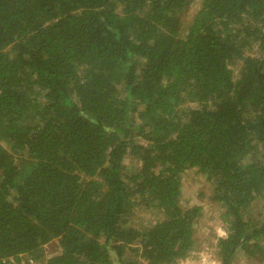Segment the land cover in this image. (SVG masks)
Segmentation results:
<instances>
[{
    "label": "trees",
    "instance_id": "1",
    "mask_svg": "<svg viewBox=\"0 0 264 264\" xmlns=\"http://www.w3.org/2000/svg\"><path fill=\"white\" fill-rule=\"evenodd\" d=\"M192 3L0 0V264L186 260L192 168L224 208L221 264L264 260V0L184 23Z\"/></svg>",
    "mask_w": 264,
    "mask_h": 264
},
{
    "label": "rangeland",
    "instance_id": "2",
    "mask_svg": "<svg viewBox=\"0 0 264 264\" xmlns=\"http://www.w3.org/2000/svg\"><path fill=\"white\" fill-rule=\"evenodd\" d=\"M199 0H193L188 12L183 14L182 21L187 23L197 9ZM236 73L238 67H235ZM125 165L133 167L134 163L130 156L125 158ZM182 206L193 207L200 206L202 208V216L195 225V249L189 258L180 261L177 264H221L217 252V243L220 237L226 236V225L221 219L224 208L219 202L212 199L213 187L196 168L187 170L183 174L182 187ZM259 200L254 204V212L260 215L258 206ZM162 215L152 210L141 207H135L132 214V223L137 226L153 225ZM59 251L56 240L50 242L44 247V253L47 258ZM240 255V254H239ZM238 255L236 264H264L245 259L243 254ZM25 260L24 255L22 261Z\"/></svg>",
    "mask_w": 264,
    "mask_h": 264
}]
</instances>
